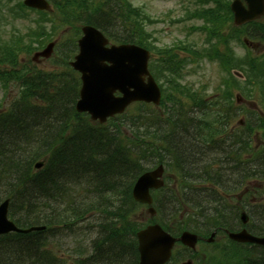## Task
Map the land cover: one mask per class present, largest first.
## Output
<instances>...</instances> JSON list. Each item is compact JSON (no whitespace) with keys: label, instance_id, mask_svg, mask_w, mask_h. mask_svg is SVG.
<instances>
[{"label":"trees","instance_id":"obj_1","mask_svg":"<svg viewBox=\"0 0 264 264\" xmlns=\"http://www.w3.org/2000/svg\"><path fill=\"white\" fill-rule=\"evenodd\" d=\"M90 12L91 14H88L87 12ZM104 13H101L96 10V8H89L88 5L85 4V12L83 15L79 14L77 9L74 10L73 16L76 17L77 19H82L85 23L91 24L102 31L106 33H110L111 31H116L118 29L113 28L114 24L116 21L120 23L122 28H128L127 26H135V23H130L129 24V19L127 18L128 15H126L123 11L120 13H112L111 10H104ZM109 24H112V27L110 30ZM113 28V29H112ZM137 43H141L140 40L134 39ZM55 115L52 113L51 117H54ZM53 129H59V127H54ZM50 138H48L49 140ZM48 140L43 141L45 143H48ZM90 142L93 143L95 142L94 139H91L90 137H84V143H82V146L84 147V150H80L79 155H76V158L74 159V155H70V160L72 162H75V164L78 162V158L80 155L83 156L85 164L81 163L79 166L83 168L84 166H88L86 170L88 171L89 176H98L96 171H102L103 168H106V170L110 171L112 170L113 172L110 174H107L105 176H102L103 178L106 177L108 180H113L114 177H118V174L123 170V166L120 164V161L118 159H115V163H112L114 159L111 157H107L108 154L103 155L104 157V162L98 161L96 156L97 154L95 151L91 150L92 145H90ZM23 145L30 146L29 143H24ZM9 147V146H8ZM86 147V148H85ZM86 149V150H85ZM102 150L103 147H100ZM6 156H10V158L15 159V165L12 163H7L8 167H11L14 169L11 171L13 173L14 180H16V188L20 189L21 185L23 183H30L31 185L25 188L24 191L27 199L29 200L31 197H35L33 207L30 209L29 207H24L22 209H11V216L15 218L16 222L24 225V226H30V225H46L48 227V231H53V227L55 226H63V227H71L73 224L78 223L79 220L83 219L87 214L93 213L95 211H103L104 214L108 215L109 209H107V204L105 203L108 191H100V189H94L91 191V194L89 196H86L82 200L84 203L79 207V210L75 212L73 217L67 222H64V219L71 213L72 208L76 205L75 202L68 201L66 206L64 208L58 209V207L54 208L52 206V202L56 198H60L61 200H65L66 197L68 196L67 190L69 189L68 187L65 186L64 179H60V177H54L50 175H46L47 173H38L36 175H29L27 174L23 169L26 168V164H24L21 159H20V154L19 151H14V152H6L4 154V158ZM95 159V160H94ZM67 160V159H66ZM69 161V160H68ZM111 163V164H107ZM55 165V164H54ZM52 167H55V166ZM91 165V166H89ZM7 167V168H8ZM124 171H129L128 169ZM62 171H59L60 173ZM76 171H69V173H75ZM57 173V174H58ZM96 184H98L97 179H94ZM121 192V189H118L115 194H119ZM20 193V191H19ZM113 200H116V195L113 197ZM81 201V200H80ZM112 201V200H109ZM28 202V201H27ZM30 202V201H29ZM45 209V210H44ZM43 212V213H41ZM41 213V214H39ZM42 214H44L42 216ZM108 217V216H107ZM107 217L104 219V221L107 219ZM127 218V215L123 216L118 224H121L122 222H125ZM116 224L112 227L110 233L108 234L109 236L107 239H105L103 242H109L113 244L114 249L120 253L119 248L123 246L126 237H124V230L125 226H122L124 229H118L115 227ZM135 230V228H133ZM126 231V230H125ZM22 238V236H17L14 235L11 237H7L3 242V244L7 243H16L17 241L19 242ZM44 232L40 233H34L26 237V239L32 240L33 242L31 243H26V246H31L33 249H26L24 243H21L18 247V252H30L32 251L33 253L35 252L34 245L35 243H40V244H45L46 245V239H45ZM2 245H0V253L2 252L4 254V260H10L12 259V255H8L3 249ZM126 256L127 259L129 255L131 254L132 257L136 258V253H135V246L134 242L132 241L131 246L126 247ZM49 253H44L42 256H37L36 260H33L34 263L36 264H49L48 256ZM120 255L116 256V259L120 258ZM28 257L26 259L23 257L21 260H29L32 262V259ZM51 259L54 261V257L52 256ZM116 261V260H115ZM82 264H90L87 261L82 262Z\"/></svg>","mask_w":264,"mask_h":264},{"label":"rangeland","instance_id":"obj_2","mask_svg":"<svg viewBox=\"0 0 264 264\" xmlns=\"http://www.w3.org/2000/svg\"><path fill=\"white\" fill-rule=\"evenodd\" d=\"M133 1L138 3V5H139V3H146L147 4V8L149 10V13L153 17L161 16L162 18L165 19L166 22L160 23V24L154 26V28H149L150 31L155 32V35L160 40L161 44L172 45L171 43L173 41H177L178 39H181V40L184 39L185 35L187 34L186 31L184 32V30L181 27H172L173 25L170 24L169 18L172 15L179 14L180 10H181V6H180L181 3L184 2V5H186V4L189 3V0H133ZM171 9H173V11L170 12V15H168V17H165L164 13L166 11H168V10H171ZM30 15L31 16H28L29 19L15 20V21H12L10 24L5 25L4 29H3L4 33L2 34L3 40L4 41L8 40V35L11 33L12 30L15 31V33H17L19 35L18 36L19 38H22V35H24L28 31V29L31 27V25H32L30 20H33L36 17L34 14H30ZM5 32L7 34H5ZM157 44L160 45L159 42H157ZM67 46H68V43L64 42L62 47H61V51H62L63 54H66V47ZM258 50H260V47L258 48ZM258 52H260V51H256L255 50V54L258 53ZM37 67L38 68L41 67V68H47L48 69L51 66H50L49 62L48 63L44 62V63H40ZM191 67H195V66H190L186 70V72H189V69ZM220 75L221 74L216 73L215 66L206 65L202 69H201V67L199 68L198 74L189 76V80L197 82V83L198 82H203V83L204 82H210L213 85L214 82L218 79V77ZM10 91L11 92L8 93V95L9 96H14L15 90L11 89ZM8 95L3 93V91L0 88V101H2V99H5V96H8ZM244 105H245V107L247 109H251V110L258 109L256 103L255 104L252 103L250 105L247 102H245ZM255 112L258 113V110H255ZM145 113L148 114L150 118H153L154 120H157V121L160 120L161 116H162L161 113L160 114L157 113V115H155V116L154 115L150 116V114H152V112L150 110H146ZM165 124L166 123H165L164 120H161L157 124L158 134H161L162 131L164 133L167 132V128H166ZM255 137H257L256 134H255V136L253 138H255ZM2 138H5V139H2ZM20 139L21 138L10 139V138H6V137H1L0 138V148H4L5 150L8 149V146H14V147L18 148L21 145V144H19V140ZM254 141H256V140L253 139V142ZM184 142H190V141H188V139L186 137V138H184ZM183 147L188 148V146L185 143H183ZM222 147L224 148V150H226L229 147V142L223 140L222 141ZM183 151L185 152L187 150H183ZM184 152H182L179 157L173 158V159L171 158V159L172 160H175V159L180 160L181 156H182V154ZM214 153H216V151L211 149L210 150V154H214ZM3 154H4L3 152H0V159H2L1 155H3ZM22 161H23V163L25 162L23 158H22ZM147 163H148V165H150V162L147 161ZM239 165L240 164H238V162L234 161V159L232 158V162H231V165H230L231 170L223 172V175L225 176V178H228L229 176L235 178L237 176V171H235V167L239 166ZM152 168H153V166L149 167V169H152ZM166 169L168 171H172L173 170V166L171 164V161L167 162ZM172 184H173L172 182H169V181L167 182V186H171ZM88 191H90V190H88ZM189 192L191 193V190ZM84 194H85V192L82 193L81 195H84ZM161 194L163 196V192H161ZM111 196H112V192H110L107 195V198H110ZM173 197H175V199H177L176 196H173ZM208 197H211V196H203L201 199H203L206 202L198 203V204H200L199 207L197 205V209L199 210L198 214L203 216L201 219H204L207 216L213 215L214 212H216V211H214L212 209L214 204H218V205H220L222 207V203L217 200V199H219L218 197H217V199H214V198L213 199H208ZM178 198H179V200L182 201V198H181L180 195L178 196ZM3 199H4V186H1L0 187V202ZM188 199L190 200L189 196H188ZM112 201H113V199H112ZM166 201L170 202V200H166ZM226 201H227V203H228V205L230 207L234 206L233 210L237 209L239 207V205H240V202L238 200V196L236 194L235 195H230L229 197H227ZM189 203H190V201H187L186 202V206H188ZM163 209H164L163 213H164L165 217L169 218L172 222L175 223V221L173 220L174 218L171 217V214L173 213V210L172 209L170 210V208H166V207L163 208ZM41 213H43V212H41ZM41 213H39V214H41ZM43 215L44 214H42V216ZM183 217L187 220V216L186 215H183ZM201 219L190 218L187 221L188 222V228L197 229V231H195V232H199V231L200 232H204L205 230H207L208 222L203 221ZM93 223H94V221H92L91 217H89L87 220L79 222V225H83V227H84V226H87L89 224L92 225ZM170 227L171 228H175L176 225L175 224H171ZM191 231H193V230L191 229ZM63 233H65V232L58 233L57 236L54 237L53 241L51 242V245H53L55 247L54 250L56 249V253L59 254V255L68 256L70 254V251H72L74 248H78V246L82 247L85 244V242H86V238L82 237V236H84L83 234L79 235V236L78 235L67 236L66 234H63ZM87 235H88V233H86V237H87ZM223 243L224 242H220L221 245H223ZM200 246L198 247V249L200 248ZM200 251H201V249L199 250V252ZM182 254H183V252L180 253L177 256V258H179ZM197 257H199V256H197ZM195 262L198 264V262H200V258H199V260H198V258L195 259Z\"/></svg>","mask_w":264,"mask_h":264},{"label":"bare ground","instance_id":"obj_3","mask_svg":"<svg viewBox=\"0 0 264 264\" xmlns=\"http://www.w3.org/2000/svg\"><path fill=\"white\" fill-rule=\"evenodd\" d=\"M49 123H51V125L53 127H55L56 125H61V124H66L67 121L66 120H59V122H57V124L55 123V121L52 118H49ZM2 130H8L7 131H2V134H4V136L6 138H10V139H16L19 133V136L21 137V139L19 140V144H21L18 148L17 151H21L23 149V144L25 142V140H29L32 141L35 133H38V130H32L31 127H29V125L25 124V123H20L19 126V130L17 133V130L12 127L9 126V123L6 126H0ZM5 139V138H2ZM188 148L183 147L182 145H171L170 148L172 150H176L179 151L180 155L182 152H184L183 150H192L193 147H190L191 144L189 142H184ZM190 147V148H189ZM97 154L96 158L98 161H102L104 162V157L102 155L101 152H95ZM70 157V155H74V157H76V153L73 151L72 147L67 148L63 153H61V156L59 158H56L53 162L57 164L58 169H55L53 171H74L76 170V168L84 162V158L82 155L79 156L78 158V162L76 164H73L71 162H69L68 160H66V156ZM13 159V158H11ZM181 159L183 162L185 163H180L178 166L180 167V169L182 171H185L187 173V175H190V171H186L187 168L189 167V162H193V163H198L199 164V168L202 171H196L197 173H201L204 176L207 175H211L212 172L210 170H204V165L205 163L202 162L199 158L198 155L191 153L190 151H185L182 156ZM55 164V165H56ZM222 169L224 171H230V167H229V162L227 161H222L221 164ZM7 163H5V159L1 160L0 162V171L4 170V171H13L14 169H12L11 167H8ZM52 168V165H51ZM25 171V168L23 169ZM235 171H251L249 168L244 167L242 165L236 166L235 167ZM81 182L83 180H80ZM127 192L129 193V191L127 190ZM15 195H10L7 198H4L0 203H5L8 205V207L10 209H22L24 207H29L30 209H32L33 207V201L35 199V197H31L29 200L27 199V196L25 194L24 191H22L20 189V193L19 192H15ZM124 195L125 193H122L119 195V199L117 200H113L110 201L107 204V209H109L108 211V217L107 219L104 221V223H99V224H93L91 225V229L89 230V233L86 237L87 241H90L92 239H95V242L97 243H106L103 242L105 239H107V237L109 236L108 234L110 233L112 227L114 226V224H117L120 222L121 218L123 216H125L128 211H129V204L128 202L124 199ZM28 201V202H27ZM30 201V202H29ZM84 203L83 200L78 201V204H76L72 210L71 213L64 219V222L67 223L75 214V212H77L79 210V207ZM198 207L200 206V204H197ZM212 209L214 211H216L212 216V219L215 221H220L217 222L215 225L220 224V223H225V222H230L231 219L227 218V214L222 211V207L218 204H214ZM31 243L33 242L32 240L26 239V238H22L19 242L17 241L16 243H7V244H3L2 245V249L8 254V255H12V259L13 260H5L4 264H25L26 261L25 260H21L23 257H25L26 259H28V257H30L33 260H36L37 256H42L44 253H49L50 249L47 247V245L45 244H40V243H35L34 245V249L35 252L33 253L32 251L30 252H18V247L21 243ZM2 244V243H1ZM26 249H33L31 246H26V244L24 243ZM119 251L121 253V257L118 258V260H116V262H114L113 264H125L126 263V247L122 246L119 248ZM4 255V254H3ZM52 254L50 253L48 258V262L49 264H53V260L51 259ZM1 260H4L3 257H1ZM30 259V260H31ZM94 264H101L100 262H95Z\"/></svg>","mask_w":264,"mask_h":264},{"label":"water","instance_id":"obj_4","mask_svg":"<svg viewBox=\"0 0 264 264\" xmlns=\"http://www.w3.org/2000/svg\"><path fill=\"white\" fill-rule=\"evenodd\" d=\"M5 214H6V205H4L0 209V225L3 226L0 231H8V230H15V228L5 220ZM34 229H30L25 232H29ZM151 231H154L156 233V237L153 239H148L147 234L148 232H144L140 234L141 239V247L140 252L141 255H143V262L142 264H161L165 259V248L164 246V239H167L166 236H164L158 228H153Z\"/></svg>","mask_w":264,"mask_h":264}]
</instances>
